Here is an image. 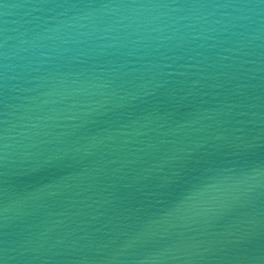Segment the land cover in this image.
<instances>
[{
    "label": "water",
    "instance_id": "95a60500",
    "mask_svg": "<svg viewBox=\"0 0 264 264\" xmlns=\"http://www.w3.org/2000/svg\"><path fill=\"white\" fill-rule=\"evenodd\" d=\"M2 264H264V0H0Z\"/></svg>",
    "mask_w": 264,
    "mask_h": 264
},
{
    "label": "snow or ice",
    "instance_id": "6c2138e0",
    "mask_svg": "<svg viewBox=\"0 0 264 264\" xmlns=\"http://www.w3.org/2000/svg\"><path fill=\"white\" fill-rule=\"evenodd\" d=\"M0 264H2V261H0Z\"/></svg>",
    "mask_w": 264,
    "mask_h": 264
}]
</instances>
